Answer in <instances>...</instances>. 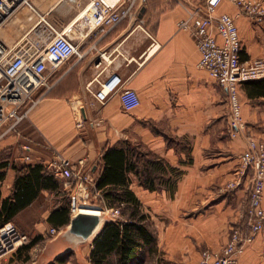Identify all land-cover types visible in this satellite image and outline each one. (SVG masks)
I'll use <instances>...</instances> for the list:
<instances>
[{"label": "crops", "instance_id": "0c3cea01", "mask_svg": "<svg viewBox=\"0 0 264 264\" xmlns=\"http://www.w3.org/2000/svg\"><path fill=\"white\" fill-rule=\"evenodd\" d=\"M206 1L140 0L142 27L125 21L81 40L76 27L89 0H32L36 10L60 31H71L85 56L70 59L57 69L50 67L46 73L48 89H41L38 103L17 131H8L9 125L0 127V164L11 165L0 168V175L4 174L0 179L1 201L13 194L24 166L42 164L52 173L51 165L66 159L75 171L87 173L91 168L98 179L104 150L136 140L182 169L184 175L173 197L166 191H148L133 178L131 188L149 215L148 227L156 238L154 244L142 248V260L134 264H198L204 249L222 248L232 227H244L253 171L241 188L227 190L226 186L239 169L248 140L230 138L227 90L199 67L197 43L190 31L180 27L190 12ZM24 11L26 14L19 12L0 32L9 47L14 48L32 26L27 18L31 11ZM219 12L235 17L243 46L241 58L264 59V24L258 25L232 5H223ZM145 31L157 40L159 48L154 52ZM103 53L107 60L97 68ZM111 73H118L127 80L125 87L137 92L139 107L125 111L118 95L105 105L96 102L90 90H97L99 82ZM239 97L249 137L264 142V97L250 98L246 85L241 86ZM26 143L33 147L29 162L24 158ZM76 190L83 191L79 185ZM63 191L68 192L64 185ZM53 197L63 196L43 191L11 222L29 234L31 241L39 238L26 255L24 250L16 254L22 261L29 256L26 263L32 260L34 248L50 235L51 213L64 204L58 201L48 208ZM93 248V243L87 253L81 248L87 264H91ZM109 264H119L118 256H112ZM239 264H264V231L246 247Z\"/></svg>", "mask_w": 264, "mask_h": 264}, {"label": "built area", "instance_id": "2783aa9c", "mask_svg": "<svg viewBox=\"0 0 264 264\" xmlns=\"http://www.w3.org/2000/svg\"><path fill=\"white\" fill-rule=\"evenodd\" d=\"M89 1L78 17L76 29L81 40L102 29H113L125 21L143 26L140 0ZM226 4L237 7L258 25L264 24V0H215V3L207 0L203 6L190 12L180 27L190 31L197 43L199 67L208 71L227 90L231 111L228 131L234 139L247 130L242 115L240 88L246 83L264 80V59L241 58L243 46L235 17L228 12H219ZM27 9L31 11L27 18L32 26L14 48L0 37V127L9 125L8 131H17L19 124L38 103L41 89H48L46 73L50 67L57 69L70 59L85 56L80 45L70 36L71 31H60L36 10L32 0H0V32L12 23L19 12L26 14L24 10ZM145 32L152 40L151 52H154L159 48L157 40L148 31ZM105 54L100 55L97 68L107 60ZM126 83L127 80L118 73H111L106 80L99 82L97 90L90 92L101 105L118 95L123 109L130 112L139 107L140 100L134 89L125 87ZM82 126L79 122L78 127ZM247 140L248 149L240 159L239 169L226 186L227 190L241 188L245 177L253 171L246 225L232 227L229 239L222 248L204 249L198 264H239L246 247L264 231V142L249 136ZM23 151L26 153L25 161H31L32 145L24 144ZM80 164L83 167L86 165L84 161ZM51 168L52 173L63 182L65 190L71 193H74V185L84 190L95 187L97 178L91 168L87 173L75 171L66 159L54 162ZM71 199L72 215L78 213L79 208H92L85 206L87 201L79 205L82 198L78 192L72 194ZM110 212L115 219L120 216L119 209H111ZM61 230L52 227L50 235L56 237ZM29 243L28 237L12 223L0 225V259L17 253Z\"/></svg>", "mask_w": 264, "mask_h": 264}, {"label": "trees", "instance_id": "16d2710c", "mask_svg": "<svg viewBox=\"0 0 264 264\" xmlns=\"http://www.w3.org/2000/svg\"><path fill=\"white\" fill-rule=\"evenodd\" d=\"M245 85L250 98L264 97V80ZM168 140L170 142V138ZM144 150L141 144L133 146L124 142L118 146L107 147L102 154L98 164L99 177L95 187L88 189L90 193H98L106 209H119L121 216L106 223L94 240L90 255L91 264H109L111 257L115 255L118 256L119 264H134L142 260V248L156 242L155 235L148 227L149 215L131 188L133 178L148 191H166L173 197L184 171L171 166L158 154ZM191 162L190 158L189 163ZM7 166L11 165L8 162L0 164V168ZM3 177L4 174H1L0 179ZM43 191L56 192L64 198L67 194L63 191V183L42 164L27 165L20 169L13 194L1 201L0 192V225L11 223L17 214L37 200ZM71 216L70 204H63L53 210L49 223L54 228L63 229L69 225ZM38 241L39 238H35L29 245L19 249L18 253L29 251ZM73 255L74 253H68L51 264H67L66 257ZM29 258L28 256L26 260Z\"/></svg>", "mask_w": 264, "mask_h": 264}, {"label": "water", "instance_id": "95a60500", "mask_svg": "<svg viewBox=\"0 0 264 264\" xmlns=\"http://www.w3.org/2000/svg\"><path fill=\"white\" fill-rule=\"evenodd\" d=\"M141 16L142 13L140 14ZM94 211H79L72 215L69 225L63 228L45 246L40 256V264H51L56 259L68 253H74L80 264H87L86 259L82 255V246L93 243L102 232L106 223L116 220L109 213L95 209Z\"/></svg>", "mask_w": 264, "mask_h": 264}, {"label": "rangeland", "instance_id": "374dc122", "mask_svg": "<svg viewBox=\"0 0 264 264\" xmlns=\"http://www.w3.org/2000/svg\"><path fill=\"white\" fill-rule=\"evenodd\" d=\"M241 12V11H240ZM243 14V13H242ZM100 57V56H99ZM247 131L248 130H246V132H244L241 136H239V137H246V139L248 138V136H249V134L247 133ZM230 136V135H229ZM230 138H231V136H230ZM231 139H233V138H231ZM234 139H237V138H234ZM130 144H132L133 146H138L140 143L138 142V141H136V140H133V141H131V142H129ZM142 145V144H141ZM143 146V150H144V152H147V151H150L149 149H147L144 145H142ZM248 147V146H247ZM244 154V153H243ZM242 154V155H243ZM242 155H241V157H242ZM73 187V186H72ZM250 187H251V185H250ZM76 187H73V189H75ZM82 192H81V194L79 193V190H76V191H74V193L76 194L77 192L79 193V197L80 198H82V200H80L78 203H79V205H81L84 201H87V204L85 205V206H89V207H92V208H89V209H95V210H98V211H104V212H106V213H111L110 212V210H108V209H106L105 207H104V205H103V203H102V201H101V198H100V196L98 195V193H95V192H93L92 191V193H90V191H89V189H88V187L84 190V188H82ZM67 194H66V196H65V198L64 197H59V198H56V197H53L52 198V201L50 202V203H48V208L50 207H52V205H53V203L54 202H56V205L58 204L57 202L58 201H60V202H64V204H70V207L72 206V199H71V195L73 194V193H71V191H68V192H66ZM249 202H250V199H249ZM84 204V203H83ZM82 204V205H83ZM248 206H249V204H248ZM44 208H45V206H44ZM84 208H87V207H84ZM79 209H81V208H79ZM120 216H121V211H120ZM120 216L119 217H117V218H120ZM22 234H24V235H26L27 237H28V239L30 240V243H31V236L29 235V234H27L26 232H24L23 230H21V227H19L17 224L15 225L14 223H12ZM53 238L54 237H52V236H50V235H47V237H46V239L44 240V242H42V243H40V246H38V247H35L34 249H36V250H34V252H35V254H34V256L32 255V260L31 261H29V263H26L25 261H27L26 260V258L24 259L25 261H22V256H20V257H18L16 254H18V252L17 253H15V254H13V255H10L9 257H6V258H3V259H0V261L2 262L1 264H39L38 263V256L44 251V248H45V246L51 241V240H53ZM29 243V244H30ZM28 244V245H29ZM88 245H90V244H85L84 246H82V248H85L84 250L86 251V253H87V247H88ZM24 251H26V252H23V255H24V253H25V255L28 253V251L27 250H24ZM17 259V260H16ZM66 259H67V264H78L79 262H78V259H77V257H76V255L74 254L73 256H71V257H66Z\"/></svg>", "mask_w": 264, "mask_h": 264}, {"label": "bare ground", "instance_id": "6f19581e", "mask_svg": "<svg viewBox=\"0 0 264 264\" xmlns=\"http://www.w3.org/2000/svg\"><path fill=\"white\" fill-rule=\"evenodd\" d=\"M80 211H83V212H95L94 209H89V208H81Z\"/></svg>", "mask_w": 264, "mask_h": 264}, {"label": "snow or ice", "instance_id": "6c2138e0", "mask_svg": "<svg viewBox=\"0 0 264 264\" xmlns=\"http://www.w3.org/2000/svg\"><path fill=\"white\" fill-rule=\"evenodd\" d=\"M213 3H215V0H212Z\"/></svg>", "mask_w": 264, "mask_h": 264}]
</instances>
